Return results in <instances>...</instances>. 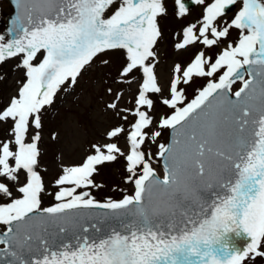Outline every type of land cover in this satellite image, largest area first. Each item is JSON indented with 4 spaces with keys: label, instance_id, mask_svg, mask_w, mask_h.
Wrapping results in <instances>:
<instances>
[{
    "label": "snow or ice",
    "instance_id": "obj_1",
    "mask_svg": "<svg viewBox=\"0 0 264 264\" xmlns=\"http://www.w3.org/2000/svg\"><path fill=\"white\" fill-rule=\"evenodd\" d=\"M13 2L0 65L15 60L22 79L0 103V264H264V0H171L173 48L189 55L166 85L156 68L169 0ZM117 53L112 124L50 192L43 115ZM120 159L131 193L98 201L94 177Z\"/></svg>",
    "mask_w": 264,
    "mask_h": 264
},
{
    "label": "rangeland",
    "instance_id": "obj_2",
    "mask_svg": "<svg viewBox=\"0 0 264 264\" xmlns=\"http://www.w3.org/2000/svg\"><path fill=\"white\" fill-rule=\"evenodd\" d=\"M170 4V15L160 21L164 30L165 40L159 44V63L156 68L160 83L167 84L170 75L171 66L174 62L186 60L189 53H177L173 48L172 34L179 30L181 21L173 13L175 9ZM6 0H0V10L2 13L8 12L9 7ZM195 13L186 18V23L193 22ZM2 25L0 26V32ZM108 57H102V59ZM111 65L105 66L97 60L95 66L85 71L78 79L74 90L69 93L60 92L53 106H50L43 115L44 129L42 132L41 165L47 169L42 172L45 184L50 192L56 189L52 186L54 180L60 174L61 165H78L89 153L91 144L101 140L106 128L112 124V117L105 109V104L111 99L106 95V89L112 86L114 90L119 85L113 84L114 77L117 76V69L120 66V55L113 54L110 57ZM15 60L6 61L0 65V103L6 104L9 98L15 94L17 79H22V74L15 70ZM198 82L192 88L188 89V95L194 94L195 87L202 84ZM240 86L239 82L234 85V89ZM127 90V85L124 86ZM58 133L59 139L53 140L51 134ZM168 132L164 133L161 142L166 143ZM123 147V141L120 142ZM155 151V149H153ZM123 160L120 159L101 168V174L94 177L96 183H103L104 187L100 189H91L94 196H104L110 192L115 193L120 189H127L128 194L132 188L122 182ZM158 173L162 172L160 162L154 165ZM114 187L117 190H113ZM108 198V197H107ZM106 198V199H107ZM54 203L52 196H45L44 206Z\"/></svg>",
    "mask_w": 264,
    "mask_h": 264
},
{
    "label": "water",
    "instance_id": "obj_3",
    "mask_svg": "<svg viewBox=\"0 0 264 264\" xmlns=\"http://www.w3.org/2000/svg\"><path fill=\"white\" fill-rule=\"evenodd\" d=\"M11 5H12V12L7 16L6 18V28L4 31V34L8 36V38H11V33H10V29L13 27V20L16 18L17 13H18V9L15 7L13 0H9ZM188 5H190V1H185ZM37 7H43V4H38ZM169 139H170V135H169ZM169 141V140H168ZM237 243L240 246H243L245 241L243 238H239L237 239Z\"/></svg>",
    "mask_w": 264,
    "mask_h": 264
}]
</instances>
